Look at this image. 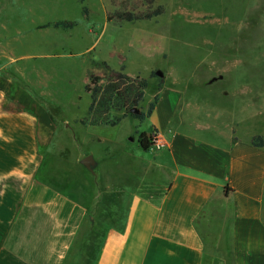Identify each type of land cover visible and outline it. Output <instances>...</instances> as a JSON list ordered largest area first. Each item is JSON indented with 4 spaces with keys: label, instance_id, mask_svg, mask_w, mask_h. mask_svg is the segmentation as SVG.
<instances>
[{
    "label": "crops",
    "instance_id": "0c3cea01",
    "mask_svg": "<svg viewBox=\"0 0 264 264\" xmlns=\"http://www.w3.org/2000/svg\"><path fill=\"white\" fill-rule=\"evenodd\" d=\"M47 24L42 29H71ZM78 57L80 64L63 56L54 65L57 81L63 76L54 86L41 76L45 52L15 58L25 67L18 84L0 75V264H264V145L252 144L261 135L235 137L233 119L205 116L206 104L186 95L188 85L158 92L149 128L167 146L146 151L152 159L139 174L149 181L113 193L117 182L105 178L103 192L88 182L82 193L76 180H48L45 154L57 127L47 105L61 110L57 96L84 93L89 107V76L121 68L111 69L103 52ZM106 144V166L115 160L131 168L117 159L123 142Z\"/></svg>",
    "mask_w": 264,
    "mask_h": 264
},
{
    "label": "rangeland",
    "instance_id": "374dc122",
    "mask_svg": "<svg viewBox=\"0 0 264 264\" xmlns=\"http://www.w3.org/2000/svg\"><path fill=\"white\" fill-rule=\"evenodd\" d=\"M157 9L158 15L146 19ZM116 13L144 19L119 21ZM60 20L75 25L70 31L42 29ZM18 35L21 42L16 41ZM44 52L48 61L40 59L47 64L41 76H47L50 86L56 85L59 70L54 65L63 56H70L77 65L80 53L89 58L103 52L112 57H107L111 69L121 65L130 78L124 85L117 84L120 92L146 82L143 101L132 106L133 98L126 99L127 106L146 112L161 88L173 82L188 85L186 95L206 104L205 116L225 113L233 119L235 137L251 130L264 140V0H0V75L18 84L25 67L15 63V58ZM105 68L98 100L106 87L116 85L113 71ZM74 70L76 76L78 68ZM62 81L63 76L57 82ZM76 91L82 92L80 86ZM62 95L57 96L61 110L46 107L57 127L45 154L49 181L63 185L76 180L82 193L88 191V182L103 192L105 178L117 182L113 193L128 192L132 190L129 185L149 181H142L139 169L152 156L138 151L134 132L151 131L150 116L143 121L127 117L112 127L125 112L123 102L96 104L89 113L86 94L75 99L72 93L67 101H62L66 100ZM169 95L177 100L173 92ZM108 140L123 142L125 148L121 145L119 152L123 149L124 155L117 159L130 160L131 168L115 160L106 166ZM88 155L96 161L98 174L85 172L80 164Z\"/></svg>",
    "mask_w": 264,
    "mask_h": 264
},
{
    "label": "trees",
    "instance_id": "16d2710c",
    "mask_svg": "<svg viewBox=\"0 0 264 264\" xmlns=\"http://www.w3.org/2000/svg\"><path fill=\"white\" fill-rule=\"evenodd\" d=\"M159 13H160V10L157 9L152 14L146 16V19L156 16ZM114 17H116V19H118L119 21H128V22L136 21L139 19L140 20L144 19V18L135 16L131 13H116ZM50 25H52L54 28L69 29V28H72L75 24L74 22H71V21H57L51 24H47L45 27H49ZM122 71H123V66H121L120 71L111 72L112 76L114 77L116 85H110L106 87L104 94H102V97L99 100H98V96L102 93V88L99 85V82L101 81V77L96 76V75H90L84 87L85 92L90 95V105L88 107L89 113L92 112L96 104L103 106L106 102L108 103L111 100H117L119 102L124 103L123 108L125 109V112L123 113L122 117L117 118L116 121L111 124V126H115L121 119L126 118V117H131L133 119L143 121L146 117L150 116L151 112L154 109L155 102L157 100V98L155 97L154 101L148 104V108L146 112L134 111L135 109H133L132 106H137L140 102L143 101L146 82L145 80H141V84L139 86L135 87L132 84V85L126 86L125 89L120 92L118 85H124L130 80V78L126 74H124ZM136 90L138 92L134 94ZM105 94L108 96L107 100H104ZM132 98H133L131 102L132 106H127L126 104L127 102H124V100L128 99L127 101H130V99ZM137 141H138L139 147L143 151H148L152 145V140H151L149 133L142 132L138 134ZM252 144L256 147H263L264 141L261 136H255L252 139Z\"/></svg>",
    "mask_w": 264,
    "mask_h": 264
},
{
    "label": "built area",
    "instance_id": "2783aa9c",
    "mask_svg": "<svg viewBox=\"0 0 264 264\" xmlns=\"http://www.w3.org/2000/svg\"><path fill=\"white\" fill-rule=\"evenodd\" d=\"M149 135L152 140L151 150L160 151L167 146L166 139L158 131L152 130Z\"/></svg>",
    "mask_w": 264,
    "mask_h": 264
},
{
    "label": "water",
    "instance_id": "95a60500",
    "mask_svg": "<svg viewBox=\"0 0 264 264\" xmlns=\"http://www.w3.org/2000/svg\"><path fill=\"white\" fill-rule=\"evenodd\" d=\"M157 76H161L160 72H156ZM137 111V110H134ZM132 140V139H131ZM80 164L88 170L90 173L94 174V170L97 166L96 161L94 160L92 155H88L80 160Z\"/></svg>",
    "mask_w": 264,
    "mask_h": 264
}]
</instances>
